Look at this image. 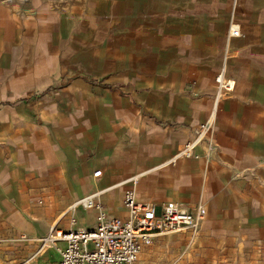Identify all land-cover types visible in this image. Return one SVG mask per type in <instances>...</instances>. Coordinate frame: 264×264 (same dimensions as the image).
I'll return each mask as SVG.
<instances>
[{"label": "crops", "instance_id": "obj_1", "mask_svg": "<svg viewBox=\"0 0 264 264\" xmlns=\"http://www.w3.org/2000/svg\"><path fill=\"white\" fill-rule=\"evenodd\" d=\"M225 53L235 86L215 104ZM211 116L213 160L202 143L165 165ZM131 188L204 206L203 245L264 247V0H0V264L93 227L82 198L125 219Z\"/></svg>", "mask_w": 264, "mask_h": 264}, {"label": "built area", "instance_id": "obj_2", "mask_svg": "<svg viewBox=\"0 0 264 264\" xmlns=\"http://www.w3.org/2000/svg\"><path fill=\"white\" fill-rule=\"evenodd\" d=\"M241 35L240 26L229 25L226 39L230 41ZM227 53L224 54L221 67L215 75V104L230 96L235 82L227 75ZM214 120L211 116L206 122L196 126L193 138L186 142L178 153L170 157L165 165L175 166L179 160L194 158L195 148L205 145L204 159L207 163L213 160L215 147L210 140ZM138 177L130 183L136 185ZM95 212L93 227L76 226L72 219V228L64 233L49 235L44 241L47 249H55L57 259L52 264H137L141 252L155 240L166 236H177L186 233H197L205 219L204 206H198L194 214L182 212L173 203L158 207L151 202H142L134 190L128 189L122 199V207L127 216L125 219L110 218L101 204L91 197L82 198L75 206ZM58 243H62L60 247Z\"/></svg>", "mask_w": 264, "mask_h": 264}, {"label": "rangeland", "instance_id": "obj_3", "mask_svg": "<svg viewBox=\"0 0 264 264\" xmlns=\"http://www.w3.org/2000/svg\"><path fill=\"white\" fill-rule=\"evenodd\" d=\"M82 217L85 226L94 225L95 221L87 213H83ZM196 236V233L188 232L159 238L141 252L137 264H264L263 246L203 245ZM45 247L44 243L38 247L37 264L56 261L55 249H47L43 253Z\"/></svg>", "mask_w": 264, "mask_h": 264}, {"label": "bare ground", "instance_id": "obj_4", "mask_svg": "<svg viewBox=\"0 0 264 264\" xmlns=\"http://www.w3.org/2000/svg\"><path fill=\"white\" fill-rule=\"evenodd\" d=\"M77 218H78V221H79V224H80V225H85V220H84L83 217L78 216ZM90 226H93V224H91ZM46 251H47V248H46V247L42 249V252H43V253L46 252ZM42 252H41V253H42ZM55 252H56V251H55ZM43 253H42V254H43Z\"/></svg>", "mask_w": 264, "mask_h": 264}]
</instances>
